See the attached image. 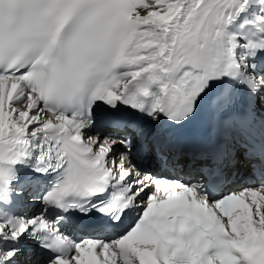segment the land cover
<instances>
[{
  "label": "snow or ice",
  "instance_id": "snow-or-ice-1",
  "mask_svg": "<svg viewBox=\"0 0 264 264\" xmlns=\"http://www.w3.org/2000/svg\"><path fill=\"white\" fill-rule=\"evenodd\" d=\"M0 264H264V0H0Z\"/></svg>",
  "mask_w": 264,
  "mask_h": 264
},
{
  "label": "rangeland",
  "instance_id": "rangeland-1",
  "mask_svg": "<svg viewBox=\"0 0 264 264\" xmlns=\"http://www.w3.org/2000/svg\"><path fill=\"white\" fill-rule=\"evenodd\" d=\"M116 149H117V152H119V151H118V147H116Z\"/></svg>",
  "mask_w": 264,
  "mask_h": 264
},
{
  "label": "bare ground",
  "instance_id": "bare-ground-1",
  "mask_svg": "<svg viewBox=\"0 0 264 264\" xmlns=\"http://www.w3.org/2000/svg\"><path fill=\"white\" fill-rule=\"evenodd\" d=\"M115 151L117 152V149H115ZM117 153H119V152H117Z\"/></svg>",
  "mask_w": 264,
  "mask_h": 264
}]
</instances>
